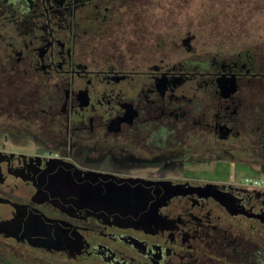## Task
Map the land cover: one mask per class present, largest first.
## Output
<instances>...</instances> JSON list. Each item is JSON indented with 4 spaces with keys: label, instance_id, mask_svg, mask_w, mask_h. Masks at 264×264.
I'll use <instances>...</instances> for the list:
<instances>
[{
    "label": "flooded vegetation",
    "instance_id": "1",
    "mask_svg": "<svg viewBox=\"0 0 264 264\" xmlns=\"http://www.w3.org/2000/svg\"><path fill=\"white\" fill-rule=\"evenodd\" d=\"M200 3L0 0V264H264V43Z\"/></svg>",
    "mask_w": 264,
    "mask_h": 264
},
{
    "label": "rangeland",
    "instance_id": "2",
    "mask_svg": "<svg viewBox=\"0 0 264 264\" xmlns=\"http://www.w3.org/2000/svg\"><path fill=\"white\" fill-rule=\"evenodd\" d=\"M235 6L230 5L229 15L216 14L215 18L219 16V19H224L225 22L240 23L243 24L241 28L235 30H214L212 32L215 40H221L227 36L226 33H232L234 36L243 38V42L246 47L251 46L256 40L264 43V0H243L240 2V7L246 6L244 13L241 15L233 14V8L238 6V0H232ZM201 0H198V5L201 6ZM218 15V16H217ZM243 36V37H242ZM238 38V37H236ZM243 44V45H244ZM0 54H2L0 52ZM242 174L241 171H236V175ZM251 177V174L249 175ZM264 179V178H261Z\"/></svg>",
    "mask_w": 264,
    "mask_h": 264
},
{
    "label": "built area",
    "instance_id": "3",
    "mask_svg": "<svg viewBox=\"0 0 264 264\" xmlns=\"http://www.w3.org/2000/svg\"><path fill=\"white\" fill-rule=\"evenodd\" d=\"M254 183L257 184V185L264 186V180L263 179L262 180H256Z\"/></svg>",
    "mask_w": 264,
    "mask_h": 264
}]
</instances>
